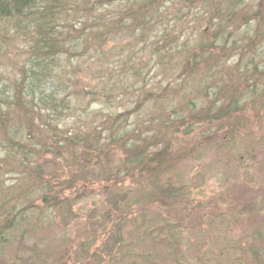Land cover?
I'll return each instance as SVG.
<instances>
[{
  "label": "trees",
  "instance_id": "obj_1",
  "mask_svg": "<svg viewBox=\"0 0 264 264\" xmlns=\"http://www.w3.org/2000/svg\"><path fill=\"white\" fill-rule=\"evenodd\" d=\"M87 1L0 0V26L12 24L15 32L28 43L25 57L12 62L16 63V69H11L15 76L0 81V143L8 149V160L4 157L3 161L6 166L16 162V168L27 171L19 179L31 180L29 184H20L22 188L16 191V201L21 203L16 205L15 212L14 206L7 208L13 198L5 200V213L11 215L0 219V224L3 222L2 229H8L27 222L31 211L38 212L30 200L33 197H38L48 210L57 209L56 201L69 200L63 191L78 188L73 179H59L54 183L43 180V154H51L68 167L77 165L74 173L80 167L86 170L92 161L90 158H95L98 159L95 163H100L96 165L98 177L106 183L112 177L113 189L124 183L123 177H129L124 200L128 202L130 194L134 197L135 205L122 204L124 210L116 213L113 227L109 229L114 251L119 254L117 263L184 264L179 216L186 205L187 213L191 210L188 205L191 189L185 188L180 164L193 156L196 148H175L176 135L180 126L187 134L202 122L214 128V132L225 131L234 136L240 131L241 120L251 119L248 115L247 118L240 115V119L232 115L236 111L246 113L256 109L253 117L257 128L264 122V97L258 94L262 93L258 91L259 86L264 92V0H258L257 4L250 0H125L127 4L119 17L129 23L104 26V30H95L97 34L83 42L82 35L69 33L71 26L64 21L70 13L80 16L82 19L77 25L82 24L84 16L92 14ZM165 6L172 9L170 14ZM96 26L97 21L91 27ZM114 36L139 42V51H143L147 61L155 62L165 73V85L156 83L144 87L148 73L143 74L141 68L146 64L136 69L127 65L134 60L135 51L128 52L131 54L121 60L122 67L113 68L109 61L113 62L114 57L109 51H102L101 44L105 38ZM86 55L94 62L81 64L89 67L85 72V88L77 91L69 76L64 79L52 75L60 69L59 58L71 65V69L72 58L78 60ZM231 61L233 64L228 65ZM190 81L203 84L204 89L196 95H212L207 109L190 101L169 106L170 109L162 106V101L172 104L176 97L184 99L185 93H178ZM137 83L142 84L137 87ZM176 85L182 87L177 90ZM72 96L79 99L86 96L92 103L101 102V97L108 98L110 102H102L111 106L116 96L121 97L119 101L128 99L132 105L111 114L102 109L86 111L85 104L73 116L78 121L67 126L60 118L64 110H71ZM145 106L157 108L156 113L154 110L145 113ZM132 117L139 122L130 128ZM95 123L99 127L96 134L90 128ZM145 126L151 133L144 132ZM83 128L87 130L81 131ZM171 134L174 137H169ZM83 156L85 167L78 162ZM24 196L28 199L20 201ZM15 237L17 246H26L22 233L18 232ZM146 237L151 238L148 254L138 245ZM9 239L0 228V242L7 243ZM63 242L59 240L56 257L49 264H69L70 252ZM262 243L246 244L254 262H264ZM156 246L157 249L160 246L161 258L154 255ZM30 247V254L22 250L12 260H3L0 255V264H41L44 259L39 257V246L32 243Z\"/></svg>",
  "mask_w": 264,
  "mask_h": 264
},
{
  "label": "rangeland",
  "instance_id": "obj_2",
  "mask_svg": "<svg viewBox=\"0 0 264 264\" xmlns=\"http://www.w3.org/2000/svg\"><path fill=\"white\" fill-rule=\"evenodd\" d=\"M123 1L125 0H88L87 4L91 6L90 12L92 14L84 16L85 20H82V24L77 25V21L82 19L80 16H71L70 13L64 23L71 26L69 33L82 35L84 42L85 39H90L93 34H97L95 30H104V26L107 28L115 27L117 23H129L128 20L119 17L122 8L127 4ZM250 1L255 4L258 2V0ZM165 8L170 14L172 9L167 6ZM96 21L98 26L92 28L91 26ZM2 27H5L6 30H2L4 29ZM0 28H2L0 29V43L3 44L0 47L1 81L4 78L15 76L11 73V69H16V63L12 62L22 60L25 57L28 43L15 32L12 24H2ZM59 29L65 30L64 27ZM207 34V37L210 38L208 29ZM101 45L102 51H109L114 57L113 62L109 61L113 68L122 67L121 60L135 51L134 60L127 65L136 69L140 68L142 64H146L145 67L141 68L143 74L148 73L145 77L144 87L147 88L156 83L161 86L165 85V73L153 64L155 62L149 63L147 61V56L143 54V51H139V42H131L129 38L114 36L105 38ZM118 51L122 52L118 54ZM128 52L131 53L127 54ZM93 62L94 60L89 55L78 60L74 57L72 58L74 67L70 69L71 65L61 57L59 58L60 69H56L52 75L57 78L64 77V79L69 76L72 85L78 91L80 88L86 87L85 72H88L89 68H85V65L81 64ZM229 64L232 65L233 61ZM149 68L152 69L151 72H147ZM130 80L131 78L128 77V81ZM141 84L137 83V87H140ZM180 87L182 85L175 86L177 90ZM203 89V84L190 81V84L183 87L178 93V95L185 93L184 99L176 97L172 100V104L162 101L161 103H164L162 106L167 109L169 106H174L183 101V105L190 101V103L201 104L204 109H207L212 95H205V97L196 95ZM260 90L262 93L259 92L258 94H262L264 97L263 88L259 86L258 91ZM114 94L117 92L114 91ZM78 97H81L80 93H78ZM120 99L121 97L114 96L111 106L109 103L102 102L106 100L110 102L108 98L101 97V102L92 103L86 96L83 99L72 96L70 99V104H73L72 108L71 110H64L60 122L66 123L67 126L77 122L78 120L73 116L79 114L85 104L88 105L86 111L102 109L103 112L111 114L120 112L132 105L128 99L119 101ZM90 105L92 106L88 108ZM156 110L157 108L149 106L143 108L145 113H152V111L156 113ZM246 111V113L243 111L232 113L239 119L240 115L245 118L248 115V118H251L247 121L241 120L240 131L234 136L225 134V131L214 132V128L208 127L202 122H198L187 134L183 132L184 129L181 126L179 127V133L176 135L178 136L176 142L178 145L174 147L186 149L195 146L196 148L193 156L185 158L182 160L184 162L180 164L185 188L191 189V193H189L190 202L188 203L191 210L187 213L188 206L186 205L179 216L181 221L179 227L182 230L181 243L185 250L184 264H264V262H254L246 245L250 243L251 245H259L260 241H264V191L262 190L264 186V143L261 142L264 141V122L260 128H257V122L253 117L256 114V109ZM67 113L71 114L70 117L67 116ZM130 122V128H133L139 121L132 117ZM209 123L211 122L209 121ZM225 127L222 128L225 129ZM75 128L78 129L77 126ZM90 128L94 134L99 131L96 123ZM66 130L68 129L66 128ZM85 130L87 128L81 129V131ZM144 132L151 133V130L145 126ZM204 135L206 138H202ZM169 137H174V135L171 134ZM203 140L206 143H203ZM0 141H2L1 137ZM7 153L8 149L0 143V219L11 215L9 212L5 213V200L13 198L7 208L14 206L15 212L16 205L20 206L21 203L16 201V196H14L16 191L22 188L21 185L29 184L31 181L28 178L19 179L20 175H26L27 171L16 168V162L8 163L9 165L6 166L7 163H4L3 158L6 157L7 159ZM84 158L83 156L78 162H82L81 165L85 167ZM41 160L42 163L45 162L43 180L54 183L59 182V179H73L78 188L72 192L69 189L63 191L64 196L69 200L66 203L61 200L60 202L56 201V204L58 202L59 205L57 209L48 210L47 206L40 203L38 197H33L30 200L33 201V208H37L38 212L31 211L27 215V222L20 223L17 227L15 224L8 229H2L3 222H1V233L10 238L7 243L0 242L1 258L12 260L11 257L16 253H22V250L24 254H30V246L32 243H36L39 246V257L44 259L41 264H49L56 257L58 242L61 239L70 252L69 264H118L119 254L114 251L112 232L109 229L113 227L116 213L123 211L125 204L130 202L135 205L132 200L134 197L131 194L128 195V202L124 200L128 194L124 188L128 184L129 177H123L124 183L120 182L118 187L113 189L114 180L112 177L107 183L105 179L98 177L99 169L96 165L100 163H95L98 159L90 158L89 161L91 162L87 169L84 170L80 167L81 169L79 168L77 173L73 172L76 171L77 165L65 166L49 153L43 154ZM68 161L67 158V164ZM6 170L8 171L5 172ZM12 170L16 171L13 172ZM28 194L32 196V193ZM23 199L28 198L24 196L20 198V201ZM59 199L60 197L57 198V200ZM106 212H108L107 217H105ZM18 232L22 233L21 239L26 246H17L15 236ZM150 242L151 238H144L139 241L138 245H142L139 248L148 254ZM261 246H264V243ZM157 247L153 248L157 251L154 255L161 258L160 246L159 249ZM45 252L50 253V255H45Z\"/></svg>",
  "mask_w": 264,
  "mask_h": 264
}]
</instances>
